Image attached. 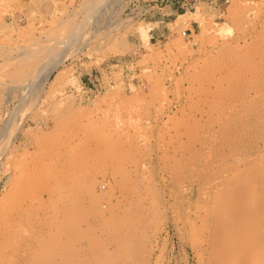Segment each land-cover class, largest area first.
<instances>
[{"label": "rangeland", "instance_id": "rangeland-1", "mask_svg": "<svg viewBox=\"0 0 264 264\" xmlns=\"http://www.w3.org/2000/svg\"><path fill=\"white\" fill-rule=\"evenodd\" d=\"M262 49L264 0H0V246L14 264L244 261L264 229L241 214L264 189L250 202L234 185L227 210L208 199L243 164L231 102L264 93Z\"/></svg>", "mask_w": 264, "mask_h": 264}, {"label": "bare ground", "instance_id": "bare-ground-1", "mask_svg": "<svg viewBox=\"0 0 264 264\" xmlns=\"http://www.w3.org/2000/svg\"><path fill=\"white\" fill-rule=\"evenodd\" d=\"M260 53L259 54L261 56V59L264 60V49H262V52H260ZM259 54L257 53L258 56H259ZM251 68L252 67L250 66V69ZM247 70L249 71V68ZM252 70H254V69H252ZM50 71L45 74V76H44L45 78L49 77ZM249 72H252V71H249ZM249 74H251V73H248L247 76L245 75L246 79H247V83H251L254 80L252 77H248ZM253 84H254V82H253ZM257 89H259V88H257ZM247 90H249V89H247ZM221 91H222V89H221ZM257 91H259V90H257ZM261 91H263V89H261L259 92H261ZM246 93H247V91H246ZM248 93H249V91H248ZM243 98H245L246 100H242V98H239L241 100L236 99V100H233L231 102V107H232V110L234 112V115L232 116L231 119H232L233 125L236 128H240L241 131H243L242 134H243L244 138L246 139V141L248 142V144L243 149L234 150L231 153V155H230V159L234 163L235 162H239L240 163V162L243 161V164L241 163L242 167L241 166L239 167V165H238L237 171H236V173H234L230 177V181L227 180V182H225L226 181V179H225L224 182H222L220 184L221 187L219 188L218 195L215 196L213 199L212 198L208 199L209 203L213 207H216L218 210L219 209L220 210H223V209L227 210V207L229 206V203H228L229 199L231 197L232 198L239 197L238 196L239 193L235 191V189H234L235 186L234 185H239L240 184L241 187L238 188V189H239L240 192L243 191V194H244L243 197L245 198L244 200L248 199V197L246 198L247 194H248V196H249V194L251 196V194H252L251 192L253 190H256V189H259V188L264 189V93L261 92L260 94H258V92H257L252 97H249V98L248 97H243ZM235 113L236 114L239 113L240 116L239 115L235 116L236 115ZM126 156L125 157L121 156L119 158L117 157L118 160H116V161L119 162L118 163L119 167H120V165H119L120 163L124 164V162H125V163L128 164L129 162H131L130 161L131 158L128 159V157H126ZM112 165L113 164H111V166ZM122 166H124V165H121V167ZM116 167H117V165H116ZM119 170H120V168H119ZM128 172H130V171H128ZM88 176H89V178H88ZM88 176H87V178L89 180H91L92 175L89 174ZM122 176H123V174L120 173L119 177H121V180L124 177V176L123 177ZM134 193H133V195H134ZM90 195H91L90 198H92V200L87 205H88V207L90 209L98 211L99 210V205H98L99 203L97 202L98 198H97V201H95L94 199L96 197L94 196L93 192H90ZM100 196H99V198H100ZM97 197H98V195H97ZM255 197H257V196H255ZM255 197L252 196L251 199H250L253 202V203H251L250 207L252 206V204H253V207L250 208V210L248 212L245 211V212H243L241 214V218L243 217L241 220H243V222L245 220V223H246V221H249V223H251L250 221H253L254 225H257L256 227L264 229V199L262 197H257V198H255ZM236 201H238V200H236ZM63 202H64V204H63ZM63 202H61L62 206L63 205L66 206L68 201L65 199ZM206 202H207V199H206ZM61 203L59 204L60 206H61ZM69 204H68V206L70 208L68 206H66L68 212L66 210H64L65 209L64 207H60V206H57V205L51 206L50 210L52 212H54L55 214H58V215H61V213L63 212L62 210H64L65 212H64V214L62 213V215H66L67 217L65 216L64 219L68 221L70 219V214L69 213L73 212V206L69 205ZM217 209H215L216 212H217ZM226 210H225V213H227ZM221 213H223V212H221ZM250 213H254L256 216L255 215L254 216H249ZM262 213H263V215H262ZM99 214H100V212H99ZM99 214H98V217H99ZM239 214L240 213L237 214L238 217L240 216ZM100 216H102V214ZM222 216H223V214H222ZM224 216L226 217L227 215L224 214ZM256 217H258V219H256ZM101 218H104V217L102 216ZM254 218L256 220H254ZM224 219L222 221H224ZM229 219H227V217H226V220L229 221ZM238 219H240V217ZM94 220L97 223V220L96 219H94ZM99 220H100V217H99ZM99 220H98V223L100 222ZM228 221H225V222H227V225H228ZM101 222H102V220H101ZM223 224L221 226H224ZM227 225L224 226V228L222 227V229L225 231V233H224L225 236L228 235V233H227L228 230L227 229L230 227L229 226L230 224L228 226ZM11 227L12 228H18L21 231V229L19 228V225L13 224ZM7 231H9V229H6V232ZM6 232H4V237H5L6 234H8ZM225 238H227V237H225ZM2 239H3V235H2ZM11 239H13V238H11ZM258 241H259L258 246H257V244H255V246H257V247H253L254 251L253 250H250L252 252H248L247 251L246 252V255L248 253L247 256L244 254L245 255V257H244L245 260L244 261L240 260L241 263L243 262L242 264H264V231H263L262 238L260 240H258ZM4 244L5 245H1L0 246V264H14V260H15L14 256L17 253L16 252L17 250H14L13 247L9 246L10 243L8 242V240H7V242L5 241ZM82 245H84V244H82ZM228 261L230 262L231 260H228ZM240 261L237 260V263L239 262L238 264H240ZM225 262H227V261H225ZM232 262H234V261H232Z\"/></svg>", "mask_w": 264, "mask_h": 264}, {"label": "built area", "instance_id": "built-area-1", "mask_svg": "<svg viewBox=\"0 0 264 264\" xmlns=\"http://www.w3.org/2000/svg\"><path fill=\"white\" fill-rule=\"evenodd\" d=\"M183 6L181 5V8H182ZM183 34H185V33H183Z\"/></svg>", "mask_w": 264, "mask_h": 264}, {"label": "crops", "instance_id": "crops-1", "mask_svg": "<svg viewBox=\"0 0 264 264\" xmlns=\"http://www.w3.org/2000/svg\"><path fill=\"white\" fill-rule=\"evenodd\" d=\"M173 6V5H172ZM169 7V6H168ZM173 8H174V6H173Z\"/></svg>", "mask_w": 264, "mask_h": 264}]
</instances>
